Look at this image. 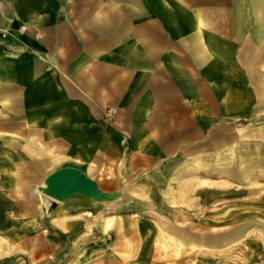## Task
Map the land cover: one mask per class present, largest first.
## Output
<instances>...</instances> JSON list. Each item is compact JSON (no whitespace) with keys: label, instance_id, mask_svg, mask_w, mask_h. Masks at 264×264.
<instances>
[{"label":"crops","instance_id":"1","mask_svg":"<svg viewBox=\"0 0 264 264\" xmlns=\"http://www.w3.org/2000/svg\"><path fill=\"white\" fill-rule=\"evenodd\" d=\"M261 159L264 0H0V264H132L134 204L229 207ZM69 168L109 200L46 195Z\"/></svg>","mask_w":264,"mask_h":264},{"label":"rangeland","instance_id":"2","mask_svg":"<svg viewBox=\"0 0 264 264\" xmlns=\"http://www.w3.org/2000/svg\"><path fill=\"white\" fill-rule=\"evenodd\" d=\"M253 186L254 190L238 195V203L231 201L229 207L190 206L188 190L164 191L170 205L150 208L153 234L148 244L135 237L132 264H264V184L247 185ZM96 197L109 200L101 193ZM145 211L134 204L127 212L133 215L135 229L137 220L147 217ZM207 218L212 221L203 222ZM182 232L199 238L212 234L214 241L179 244L178 233Z\"/></svg>","mask_w":264,"mask_h":264},{"label":"bare ground","instance_id":"3","mask_svg":"<svg viewBox=\"0 0 264 264\" xmlns=\"http://www.w3.org/2000/svg\"><path fill=\"white\" fill-rule=\"evenodd\" d=\"M225 144V143H222ZM222 154V151L220 152ZM218 159H224L225 155H221ZM230 157V156H229ZM242 158V162H245L246 160H250L244 157ZM264 166V159L261 160H251L250 163H247L246 165L240 167V170H236V171H222L220 173H218L219 175H224L228 180L234 182V181H245L247 182V184L252 183V176H256L255 171H253L255 167H263ZM258 169V168H257ZM258 174H260L262 176V172H259ZM208 193H210L211 195L214 194L213 191H207ZM146 191H140L137 187L132 188L130 191V194L132 197L134 198H144ZM216 193V192H215ZM216 194H214L215 196ZM60 214V211H54L52 213V217L58 216ZM118 221H114L113 218L110 217H97L95 220V226L92 228V230L96 231V232H104L106 230H109L111 228H114L115 225L117 224ZM203 222H208L207 220H203ZM124 225V222H122V226ZM137 232L141 235V239L143 244H148L147 241L150 240L151 236H152V229L149 227L145 228V224H142V222L140 220H137ZM237 231L241 232L242 228L238 227ZM136 233V232H134ZM178 243L179 244H183L184 242L186 243H196V244H200V243H210L212 241H214L213 239V235L209 234V236H205L204 238H199L195 235L192 234H187L185 232L182 233H178Z\"/></svg>","mask_w":264,"mask_h":264},{"label":"water","instance_id":"4","mask_svg":"<svg viewBox=\"0 0 264 264\" xmlns=\"http://www.w3.org/2000/svg\"><path fill=\"white\" fill-rule=\"evenodd\" d=\"M44 193L55 200L63 201L74 193L95 196L94 194L97 195L99 192L78 170L69 168L59 170L48 176Z\"/></svg>","mask_w":264,"mask_h":264},{"label":"built area","instance_id":"5","mask_svg":"<svg viewBox=\"0 0 264 264\" xmlns=\"http://www.w3.org/2000/svg\"><path fill=\"white\" fill-rule=\"evenodd\" d=\"M21 29L23 30L24 28H21ZM116 113H117V110L115 108L109 109L106 111L103 119L108 122L116 116Z\"/></svg>","mask_w":264,"mask_h":264}]
</instances>
